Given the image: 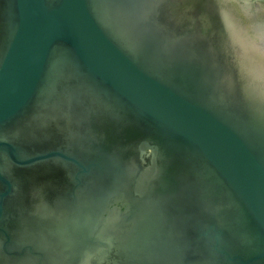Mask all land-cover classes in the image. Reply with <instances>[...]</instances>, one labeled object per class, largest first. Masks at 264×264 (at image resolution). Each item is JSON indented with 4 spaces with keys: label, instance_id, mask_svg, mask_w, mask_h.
Returning <instances> with one entry per match:
<instances>
[{
    "label": "water",
    "instance_id": "1",
    "mask_svg": "<svg viewBox=\"0 0 264 264\" xmlns=\"http://www.w3.org/2000/svg\"><path fill=\"white\" fill-rule=\"evenodd\" d=\"M218 4L0 0V264H264V88Z\"/></svg>",
    "mask_w": 264,
    "mask_h": 264
},
{
    "label": "clouds",
    "instance_id": "2",
    "mask_svg": "<svg viewBox=\"0 0 264 264\" xmlns=\"http://www.w3.org/2000/svg\"><path fill=\"white\" fill-rule=\"evenodd\" d=\"M218 7L234 59L258 87L264 88V18H251V0H219Z\"/></svg>",
    "mask_w": 264,
    "mask_h": 264
},
{
    "label": "flooded vegetation",
    "instance_id": "3",
    "mask_svg": "<svg viewBox=\"0 0 264 264\" xmlns=\"http://www.w3.org/2000/svg\"><path fill=\"white\" fill-rule=\"evenodd\" d=\"M37 238H42V236H41V235H39ZM28 239H30V238H28V237H27V239L24 241V243H25V242H27V241H28ZM22 242H23V241H22ZM112 247H114V246H112Z\"/></svg>",
    "mask_w": 264,
    "mask_h": 264
}]
</instances>
